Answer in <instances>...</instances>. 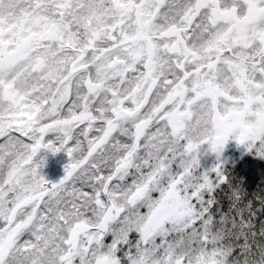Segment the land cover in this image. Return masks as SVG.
<instances>
[{"label": "snow or ice", "instance_id": "1", "mask_svg": "<svg viewBox=\"0 0 264 264\" xmlns=\"http://www.w3.org/2000/svg\"><path fill=\"white\" fill-rule=\"evenodd\" d=\"M230 142L264 159V0H0V264H264Z\"/></svg>", "mask_w": 264, "mask_h": 264}, {"label": "flooded vegetation", "instance_id": "2", "mask_svg": "<svg viewBox=\"0 0 264 264\" xmlns=\"http://www.w3.org/2000/svg\"><path fill=\"white\" fill-rule=\"evenodd\" d=\"M49 139H53L54 137H49ZM238 157L240 158H253V162L257 164V166H261V162L264 165V159H259L254 155L246 153L242 148L238 147L234 142H230L224 153L222 159L226 161L225 166L229 170V162L232 158ZM44 158L46 160L45 166L41 169V174L50 182L56 183L64 176V168L69 163V159L67 155L63 152H60L56 155H52L51 153H46L41 151L39 153L37 159ZM215 162L214 156H209L205 158L203 161L205 168H210Z\"/></svg>", "mask_w": 264, "mask_h": 264}, {"label": "trees", "instance_id": "3", "mask_svg": "<svg viewBox=\"0 0 264 264\" xmlns=\"http://www.w3.org/2000/svg\"><path fill=\"white\" fill-rule=\"evenodd\" d=\"M257 166L253 158L234 157L229 162V172L241 182L249 197L264 191V165Z\"/></svg>", "mask_w": 264, "mask_h": 264}, {"label": "bare ground", "instance_id": "4", "mask_svg": "<svg viewBox=\"0 0 264 264\" xmlns=\"http://www.w3.org/2000/svg\"><path fill=\"white\" fill-rule=\"evenodd\" d=\"M262 163V162H261Z\"/></svg>", "mask_w": 264, "mask_h": 264}]
</instances>
